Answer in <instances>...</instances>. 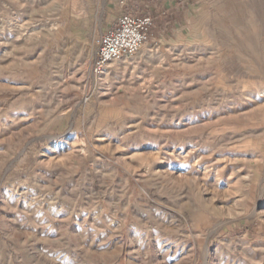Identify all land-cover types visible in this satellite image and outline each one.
Wrapping results in <instances>:
<instances>
[{"label": "rangeland", "instance_id": "obj_1", "mask_svg": "<svg viewBox=\"0 0 264 264\" xmlns=\"http://www.w3.org/2000/svg\"><path fill=\"white\" fill-rule=\"evenodd\" d=\"M187 3L93 80L137 3L0 0V264H264V0Z\"/></svg>", "mask_w": 264, "mask_h": 264}, {"label": "built area", "instance_id": "obj_2", "mask_svg": "<svg viewBox=\"0 0 264 264\" xmlns=\"http://www.w3.org/2000/svg\"><path fill=\"white\" fill-rule=\"evenodd\" d=\"M152 28L151 17L122 11L115 24L97 40L89 67L92 79L100 78L111 63L130 60L137 55L149 43Z\"/></svg>", "mask_w": 264, "mask_h": 264}, {"label": "crops", "instance_id": "obj_3", "mask_svg": "<svg viewBox=\"0 0 264 264\" xmlns=\"http://www.w3.org/2000/svg\"><path fill=\"white\" fill-rule=\"evenodd\" d=\"M135 2L137 3L135 8H133L134 12L141 16H148L151 15L152 17H155L154 20L156 21V17L158 15V11L162 12H169L172 13L175 10H178L179 8H176V3H183L184 5H187L188 0H120V7L116 10V12L119 11V9L122 11L123 6H128V2ZM127 9V8H126ZM157 9L156 12L154 10ZM109 30V29H108ZM107 31V30H106Z\"/></svg>", "mask_w": 264, "mask_h": 264}]
</instances>
